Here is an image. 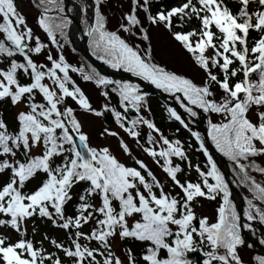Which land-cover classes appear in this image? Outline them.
<instances>
[{
	"label": "snow or ice",
	"instance_id": "obj_1",
	"mask_svg": "<svg viewBox=\"0 0 264 264\" xmlns=\"http://www.w3.org/2000/svg\"><path fill=\"white\" fill-rule=\"evenodd\" d=\"M118 2L119 19L110 28L104 10L110 0H80L92 55L169 94L183 113L166 105L167 117L191 139L164 134L150 117L140 83L69 62L64 48L71 44L73 20L64 0H38L36 23L55 54L16 0H0V106L17 109L11 123L0 112V264H247L241 249L252 245L245 230L255 232L253 222L264 225V179L253 174L264 177V0H128L126 9ZM155 29L187 54L199 81L156 59ZM71 73L101 90L99 108ZM113 94L119 110L111 104ZM78 110L94 117L111 111L164 182L120 131L104 127L99 136L116 138L131 164L110 145H93ZM201 117L206 137L191 127ZM142 126L149 130L143 142ZM208 140L231 162L233 181ZM192 150L203 163H193ZM230 183L251 194L242 214ZM203 201L217 202L214 218L199 211ZM37 220L64 237L44 232L34 239ZM132 245L141 246L139 254ZM253 259L264 264V255Z\"/></svg>",
	"mask_w": 264,
	"mask_h": 264
},
{
	"label": "rangeland",
	"instance_id": "obj_2",
	"mask_svg": "<svg viewBox=\"0 0 264 264\" xmlns=\"http://www.w3.org/2000/svg\"><path fill=\"white\" fill-rule=\"evenodd\" d=\"M17 6L19 9H21L22 13H25L27 15V18L29 20V23L31 26L36 25V19H37V13L30 5L29 0H17L16 1ZM40 35V34H37ZM42 35V34H41ZM153 35V46H154V54L156 56V59L159 60L162 63L167 64L170 68L177 70V71H185L186 73L188 68L190 67V64L188 60L185 58V54L182 52V50L179 48V45H177L168 35L166 32L156 29L155 34ZM46 62V61H45ZM190 75V74H189ZM193 76V75H191ZM194 77V76H193ZM79 82L81 83V87L85 90L86 94L90 97L92 100V103L95 107L99 108V101H100V89L96 88L95 85L91 82H85L82 79H78ZM14 113L17 111L16 108H12ZM79 113V110H78ZM82 113V112H81ZM83 115L82 120L85 123V130L89 132L90 137H91V142L93 145L97 146H102L105 144L110 145L113 150L116 152V154L119 156L121 160H123L125 163L131 164V159L127 156H125L117 147V141L116 140H108L109 137L107 138H101L99 136V132L101 131L102 128H104V124L101 122L99 117H94V116H87ZM86 117V118H83ZM91 123L92 125H89L88 123ZM112 130L120 131L116 128H112ZM121 132V131H120ZM122 133V132H121ZM134 154L137 155V153L133 150ZM204 206L202 209L199 211L202 212L205 215H208L210 218H214L215 216V209L217 207L214 206L216 202H212V206H208L205 204L203 201ZM255 225V224H254ZM39 226V225H37ZM255 234L263 235V232L261 231L260 227L255 225ZM39 232H36L34 237L37 236ZM264 237V235H263ZM117 251L119 253L120 247L117 245ZM249 249L244 247L241 249V255L245 261H249L248 254H249ZM248 264H250L248 262Z\"/></svg>",
	"mask_w": 264,
	"mask_h": 264
},
{
	"label": "trees",
	"instance_id": "obj_3",
	"mask_svg": "<svg viewBox=\"0 0 264 264\" xmlns=\"http://www.w3.org/2000/svg\"><path fill=\"white\" fill-rule=\"evenodd\" d=\"M165 5H171V4H173L174 2H176V0H163L162 1ZM41 11H42V9H41ZM50 15H52L53 17H55L57 14H56V12L55 11H52L51 13H50ZM192 157V160H193V162H195V161H198V162H200V163H203V157L199 154V153H196L195 152V154H194V156H191ZM257 162L258 163H260L261 162V160L260 159H257Z\"/></svg>",
	"mask_w": 264,
	"mask_h": 264
},
{
	"label": "water",
	"instance_id": "obj_4",
	"mask_svg": "<svg viewBox=\"0 0 264 264\" xmlns=\"http://www.w3.org/2000/svg\"><path fill=\"white\" fill-rule=\"evenodd\" d=\"M107 121H108V119H106ZM211 148V150L213 151V153H214V149H213V147H210ZM215 154V153H214ZM224 161V160H223ZM225 162V161H224ZM253 242V244L255 245H258L256 242H254V241H252Z\"/></svg>",
	"mask_w": 264,
	"mask_h": 264
}]
</instances>
